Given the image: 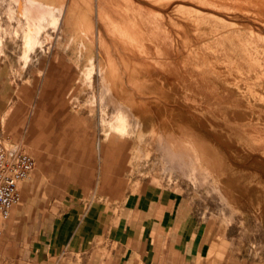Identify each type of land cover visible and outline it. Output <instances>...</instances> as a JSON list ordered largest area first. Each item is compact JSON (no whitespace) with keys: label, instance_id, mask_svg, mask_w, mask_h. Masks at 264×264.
<instances>
[{"label":"crops","instance_id":"crops-1","mask_svg":"<svg viewBox=\"0 0 264 264\" xmlns=\"http://www.w3.org/2000/svg\"><path fill=\"white\" fill-rule=\"evenodd\" d=\"M37 1L74 15L76 45L80 50L91 47L98 69L135 116L122 137L100 130L95 114L61 117L60 111L44 116L39 109L45 96L60 98L48 111L66 110L61 100L66 90L59 84L60 88L50 89L54 85L48 82L50 69L75 68L83 56L42 55L27 82L15 85L11 71L3 66L8 59H0L1 137L23 142L8 136L7 128L20 125L18 112L25 104L31 116L25 153L35 163L19 184V200L0 227L1 238L9 221L19 226L18 252L11 264H244L235 256L226 229L200 213L177 180L164 183L143 169L155 149L162 158L161 171L181 172L166 165L162 142L170 141L175 149L187 146L194 154L193 131L178 132L176 126H210L209 112L203 117L195 113V88L167 85L162 72L165 61L158 56L166 38L180 51L179 45L191 39L195 23L180 33L164 28L162 38L145 27L152 16L190 6L180 5L179 0H166L165 6L156 0ZM152 48L153 58L146 56L152 55ZM189 48L182 55L190 54ZM203 109L210 107L204 102ZM55 120L60 121L58 129ZM202 131L209 137L208 131Z\"/></svg>","mask_w":264,"mask_h":264},{"label":"rangeland","instance_id":"rangeland-1","mask_svg":"<svg viewBox=\"0 0 264 264\" xmlns=\"http://www.w3.org/2000/svg\"><path fill=\"white\" fill-rule=\"evenodd\" d=\"M191 1L196 4H193ZM191 1H179L180 5L185 4L190 7H178V10H176L174 14L180 16L182 19L187 17L191 20L193 19V22L197 26L205 25L207 27L205 29L193 30L191 35L192 40H184L183 44L179 45L180 48L188 45L192 47L191 45H194V50L192 49L194 52L187 55H181L179 58H177L176 55L174 58L172 53L175 52V48L177 47L176 44L173 45V50L171 51L168 49V51H166V45H163L158 56L162 57L166 63L168 62V64H165L164 62L162 66L163 76L167 85L190 86L194 87L196 91L200 89L198 87L202 84L201 82H208L211 85H216L215 83H217V85H222L221 87H217V90L214 88H208L205 91H209V93L212 92L214 99L221 101V106H224L222 109L220 106V109L210 108V112L204 110L202 105L204 103V96L202 95V97L201 94L196 93V100L194 102L195 113L198 114L199 117H203V115L206 116L208 112L209 114L211 113L210 126L204 128L200 125L199 128L208 131L211 139L216 137L217 140L213 139L215 146H210L208 155V152H206V145L204 146L202 143H194V147L202 149L203 154L200 155L199 160L205 167H207V169H210L211 175L203 181L202 175L193 176L195 179H192L188 176L182 175L181 172H173L170 174L161 171L162 158L160 155L158 156L159 153L155 152L154 148L153 154H149L145 161L146 164H143V169L148 170V175L151 177L155 176L164 183L167 182V179L177 180L178 185L183 191L193 199L197 210L200 213H205L206 217H210V220L215 221L222 229H226L227 237L229 241H232L235 256L242 258L244 264H264V152L257 150V146L259 145L255 144L254 141H247V135L244 133L238 134L237 132L239 128H242L244 122L248 121L246 119H248L250 115L241 117L231 116L232 114L230 115L233 106L232 104L227 105V103H232V99L234 100L236 98L241 100L242 105L245 107L249 106L253 101L251 102L252 97L249 93H246V89L240 91L236 88L234 83L240 80L242 73L246 72L243 66L242 68L244 72H242L243 70L237 71L232 66L233 63L234 66L242 63V61L240 62L239 51L234 49L231 51V54L224 51V47L228 46L230 40L238 41L240 39L239 37H236L238 36L236 33L250 34L247 27H250L251 24L252 26L259 25L260 29L258 31L255 30V32L260 34L259 37L261 39H264V25L261 24L264 23V19H262V16L264 18V7L259 6L257 3L255 5L252 3V0H219L222 6L213 9L206 8L201 0ZM235 1L239 2L236 3ZM227 6L234 7V9L239 12L233 13L230 10L228 11L226 10ZM18 8L19 6L14 0H0V59H8L5 60L4 65H2L5 66L7 70L11 71L9 74L12 76L10 77L12 84H25L28 76L32 74V69L38 68L39 58L42 55L64 54L66 58H70L74 55H81L84 60L76 62L75 68L72 67L71 69L68 68L62 71L50 69L48 75V82H54V85L52 84L50 89H58L61 87L66 90V93L63 94L61 98L62 102L66 105V110L63 108L58 111L53 109H49L48 111V108H53L57 104L56 102L60 101V98L57 100L52 97L49 100V97L45 96L41 100L43 102L40 105L39 112L46 116V112L58 113L61 111V117L62 114H74V112H78L79 114H95L99 117L100 130H107L105 125H100L101 119L107 118L105 117V114L99 110V107L101 106L99 104L101 101L99 100V81L96 74L98 67L96 60H93L92 57V53L94 55V52L91 51L90 46H85V49L80 50V47L76 45L79 41V34L75 35L74 15H64L65 17L63 16L61 23L59 21V28L51 24L50 21L44 23V30H42L37 37L38 43L29 49L25 47V39H23L27 32L25 20L19 14ZM53 8L59 11L61 9L57 7ZM55 12V16L59 17L60 13L58 11ZM232 15L234 17H232ZM228 21H230V23ZM229 27H231V29H229ZM213 29H217L218 32H220L216 37L220 38V40L219 45H215L217 48L215 51L212 47L211 49L209 47L210 44L214 43L213 41H217L214 36L208 35V32ZM231 32H233L234 35L232 34L230 37H227ZM199 43L209 44L202 46ZM152 50H154V48H152L151 51ZM146 56L153 58V51L152 55L147 53ZM172 57L173 59L171 60ZM51 63L52 62H49L47 65ZM65 64L67 67L69 66V63H64V65ZM90 69L94 71H91L93 72L91 75H89ZM210 69H212V71ZM232 69H234V71ZM191 72L193 74H191ZM242 75L244 76V74ZM70 76H72V78H70ZM249 77H254V74H248V78ZM245 78L244 80L247 79ZM257 82L259 81L257 80ZM260 82H262V80H260ZM58 84L60 87H58ZM25 94L26 93L22 95L25 96ZM230 94L234 98H231ZM221 97H223V99H221ZM54 101L56 102L52 103ZM255 103V106L253 107L255 112H257V114H254L255 119L256 121H260V124H264V121L260 120V116H258L264 114V108L262 105L259 106L260 104H257V102ZM198 104L200 105L198 106ZM20 105L22 104L20 103ZM48 105H51V107H48ZM43 107H45V109ZM212 111L215 112L212 113ZM220 111L221 115H223L222 117ZM18 115L17 120L20 125L9 126L7 128V135L15 139L20 137L23 139V142H17V140H5L1 137V134L0 138L4 143H7L8 145H19L25 151L27 127L31 118L30 115L27 116L28 110L25 104L19 109ZM8 117H10V115ZM249 119H251V117ZM62 122L63 120L61 123ZM59 123L60 121L58 122L55 120L54 124L56 129L59 128ZM236 129L237 131L235 133ZM263 131L264 130H262V132ZM257 135L260 136V134ZM149 146L152 148L151 145ZM194 153L196 154L195 151ZM145 175L146 173L143 174V176ZM186 177H188L189 181ZM213 187H219L221 189L229 205H226L221 196L213 190ZM13 212L14 211H12L11 219L13 218ZM12 220L5 224L1 233L0 264H11V257L15 256L18 252L16 232L19 230V226L17 223L14 224Z\"/></svg>","mask_w":264,"mask_h":264},{"label":"bare ground","instance_id":"bare-ground-1","mask_svg":"<svg viewBox=\"0 0 264 264\" xmlns=\"http://www.w3.org/2000/svg\"><path fill=\"white\" fill-rule=\"evenodd\" d=\"M14 1H16L17 2V5L19 6V8H18L19 14L25 20L27 32L25 33V38L23 37V39H25L24 40L25 41V47H27L29 49H30V47H32L36 43H38L37 37L39 36L38 34H40V32L42 30H44V27H43L44 26V23H47L48 21H50L51 24H53V25H55V26H57L59 28V25L58 24L61 23V20H62L63 16L65 15L64 12H63V9H60V11L59 10H56L53 7H51L49 5H46V4L42 3V2H39L37 0H26V1H24V0H14ZM133 1H135V0H133ZM169 1H171V0H169ZM169 1L166 2V0H156L155 3L158 4V3L162 2L164 4V6H165ZM179 1H181V0H179ZM191 2L193 4H196L193 1H191ZM201 2L204 3V5H205L206 8H213L214 9V8H219L220 6H222L220 4V1L219 0H201ZM238 2L239 1H237L236 3H238ZM137 3H139V2H137ZM252 3H254L255 5L257 3L259 6H263L264 7V0H252ZM229 5H230V2H229ZM258 5H257V7H258ZM236 6H238V5H236ZM227 7H226V10H228V11L230 10L233 13L239 12V11H236L234 9V7H230V6L228 8ZM155 8L158 9L157 7H155ZM257 9H255V10H257ZM55 11L56 12L58 11L60 13V16H59L60 18L55 16V14H54ZM195 11H197V10H195ZM163 12H162V14H163ZM249 12H251V11H249ZM158 14H160V13H158ZM138 15H139V13H138ZM138 15H137V17H138ZM151 15H153V14H151ZM155 15H157V14L155 13ZM152 17H155V18H153L152 21H149V24L148 23L145 24V27L147 29V32H150L152 35H157L158 37L161 35V38L163 37L162 36V32H163L162 29H164V28L167 30L166 32H172V33L178 32V33H180L179 30H184L185 31L186 27L187 28H190L193 25V23H194L193 22V19L191 20L189 17H187L185 19H182L180 16H176L174 13H169V12L167 14H163V15H159V16H152ZM232 17H234V16L232 15ZM259 17H260V15H259ZM142 19H144V18H142ZM262 19H264L263 16H262ZM139 20H141V19H139ZM253 20H254V18H253ZM256 20H258V19H256ZM59 21H60V23H59ZM154 21H157V22L154 24ZM177 22H178V24H177ZM228 22L230 23V21H228ZM261 24L264 25V23H261ZM194 26L196 27V29L199 28V25L197 26L196 24H194ZM247 28L249 29V33L250 34H244V33L238 34V33H236L238 35L236 37H239L240 39L238 41H236V40H232L231 41L230 40L228 42V46H225L224 47V51H226L227 53H230V54L232 53L231 51L234 50V49L236 51H239V53H240L239 54V58H240V62L242 61V63H240V64H238L236 66H234V63H233L232 66L237 71H242L243 70L242 66H243L245 68L246 72L245 73H242V72H244V70H243L241 73L244 74V76L241 74L240 80H238L237 82H234V83H235L236 88L238 90L242 91V90H245L246 89L247 90L246 93H249L250 94V96L252 97L251 102L252 101L253 102L251 104H249V106L245 107V106L242 105L241 100L235 98L234 100L232 99V103L229 102V104L227 103V105H231L232 104V106H233L232 107V110H231V113H230V115L232 114L231 116L241 117V116L250 115L251 119H249L250 117L248 116L249 118L246 119L248 121L244 120L246 122H244V125L242 126V128H239L238 131L236 129L235 130V133H236V131L238 132V134L239 133H241V134L244 133L245 135H247V141L248 140L249 141H254L255 144L259 145V146L256 145L257 146V150H260V151L264 152V131L262 132V130H264V124H260V121H256L254 114H257V112H255V109L253 108L255 106V104H256L255 102H257V104H260L259 106L262 105L263 108H264V96H263L264 95V39H261L259 37L260 34L257 33V32H255V30L258 31L260 29L259 25H257V26L256 25L255 26L253 25L252 26V24H251V26L250 27H247ZM229 29H231V27H229ZM219 34H220V32H218L217 29H213L212 31L210 30V32H208V35H212V36H214V38H216ZM232 34L234 35V33L231 32L230 34L227 35V37H230ZM154 37H156V36H154ZM167 39L168 38H166L167 44H166V47H165L166 49L165 50L166 51H168V50L171 51V50H173V48H172L173 47V44H172V41L170 39H168V40ZM216 39H217V41H213L214 42V43H212L213 45L212 44L209 45L210 49L212 47L214 51L217 49L216 46L219 45L220 38H216ZM213 40H215V39H213ZM189 47L183 46L182 48H179L180 51H175V52L172 51L173 52L172 54H173L174 58H175L176 55L179 56V52L182 55L184 52H186V50ZM190 50L192 52V49H190ZM219 58H220V54H219ZM229 58H230V56H229ZM172 59H173V57L171 58V60ZM218 61H220V60H218ZM165 63H166V61H165ZM91 68H93V67H91ZM193 69H198V68H193ZM191 70H192V68H191ZM210 70L212 71V69H210ZM232 70L234 71V69H232ZM91 71H93V70L90 69L89 75H91L94 72V71L93 72H91ZM195 73H197V72H195ZM251 73L254 74V77H249L248 78V74L251 75ZM96 74H97L98 81H99V92H98V94H99V100L101 101L100 104H99V105H101L99 107V110H101V112L104 113L105 114V117L107 118V119H101L100 125H105L106 126V129H107L106 132H107V134H109V135L110 134H113V135L122 137V136L126 135L128 133V131H130L132 118L135 116V113H134V111L127 110V108H124V106L121 104V100L119 99L120 96L117 93H114L113 92V87L108 83L104 71H102L101 69H98L96 71ZM191 74H193V73L191 72ZM202 75H204V74H202ZM244 78L246 80H244ZM257 80L259 82H257ZM260 80H262V82H260ZM224 81H225V79H224ZM201 83L202 84H200V86L198 87L201 90L200 89H199L200 91L199 90L198 91L194 90V94L197 93V94H201V96L203 95L205 97L204 98L202 96L203 99H204L203 102H205V104H206L207 107H210L211 109L212 108L213 109H215V108L220 109V106H221V103L220 102L221 101H217L216 99H214V96H213L212 92L209 93V91H207V92H205V91L208 88L209 89L210 88L211 89L214 88V89L217 90V87H221L222 85H217V83H215L216 85H211L208 82L207 83L201 82ZM230 97L231 98H234L231 94H230ZM207 98H209V99H207ZM210 99H211V101H210ZM221 99H223V97H221ZM248 103H250V102H248ZM199 105L200 104H198V106ZM223 107L224 106L222 105L221 106V109ZM200 109H201V107H200ZM209 112H210V110H209ZM213 112H215V111H212V113ZM220 115H221V111H220ZM222 116L223 115H221V117ZM258 116H260L259 117L260 120L264 121V114L263 115H258ZM261 117H263V118H261ZM227 120H229V119H227ZM227 120H225V121H227ZM209 121H210V119H209ZM207 123H209V122H207ZM176 128L178 129V132L179 131H183L185 128L186 129H190L191 131H193L195 143H199V144L202 143V144H204V146L206 145V147H207L206 152H208L207 153L208 155H209L210 146L211 145L212 146H215V143H214L213 139H216V137L213 138V139H211V137L210 136L208 137L198 126L191 128L189 126H186L185 127V126L179 124V126H176ZM257 134H260V136L257 135ZM229 136H230V134H229ZM186 148H187V146H183L182 145V147L179 146L177 149H175V148H173V146H172V144H171L170 141H166L165 140L164 142H162L161 149H162V151L164 153V156H165V163H166V165L170 166L173 170L181 171V173L183 175L188 176L189 178H192V179H195L193 176L202 175L203 176L202 179H203V181H205L211 175V172L199 160L200 159V155L203 154L202 153V149H197L196 147H194V151L196 152V154L195 153L193 154V151L191 152V150H190L191 148L190 147H189L190 148L189 150H187ZM210 156H209V158H210ZM259 163H261V162H259ZM213 190L216 191L221 196V198L225 201L226 205H229L228 201L226 200L223 192L221 191V189L219 187H213Z\"/></svg>","mask_w":264,"mask_h":264},{"label":"built area","instance_id":"built-area-1","mask_svg":"<svg viewBox=\"0 0 264 264\" xmlns=\"http://www.w3.org/2000/svg\"><path fill=\"white\" fill-rule=\"evenodd\" d=\"M35 166L19 145H8L0 138V227L19 200V184Z\"/></svg>","mask_w":264,"mask_h":264}]
</instances>
